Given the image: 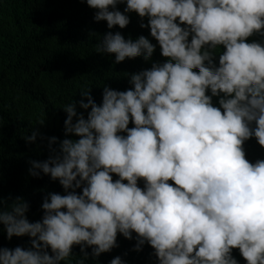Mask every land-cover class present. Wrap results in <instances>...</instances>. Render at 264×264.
Masks as SVG:
<instances>
[{"label": "clouds", "instance_id": "obj_1", "mask_svg": "<svg viewBox=\"0 0 264 264\" xmlns=\"http://www.w3.org/2000/svg\"><path fill=\"white\" fill-rule=\"evenodd\" d=\"M86 3L110 30L97 53L115 54L116 64L152 61L149 38L111 31L137 13L169 59L126 73L127 91L105 86L102 104L92 87L82 88L81 99L62 108L64 134L78 141L38 131L23 137L28 144L48 139V159L30 160L29 173L59 181L65 194L46 195L34 223L23 198L3 201L7 239L27 236L30 247L0 249V264H71L73 246L82 253L76 264H86L88 248L93 259L110 253L118 234L135 239L137 253L150 245L157 264H239L233 249L247 264H264V159L249 162L244 147L253 138L264 147V0ZM255 35L262 39L247 42ZM110 264L127 262L117 256Z\"/></svg>", "mask_w": 264, "mask_h": 264}, {"label": "trees", "instance_id": "obj_2", "mask_svg": "<svg viewBox=\"0 0 264 264\" xmlns=\"http://www.w3.org/2000/svg\"><path fill=\"white\" fill-rule=\"evenodd\" d=\"M118 7L123 12L126 4ZM95 12L86 0H0V210L4 200L10 205L16 197H21L30 204L27 217L32 223L42 220L46 195L65 194L59 181H52L43 174L42 178H34L29 173L30 160L44 161L49 157L48 139L41 140L40 136L57 137L60 141L80 139L65 136L67 114L63 106L73 100L78 102L79 92L84 87H92L95 102L102 104L105 86L127 91L131 85L126 73H138L150 69L154 62L164 63L169 59L162 56L150 28L140 27L141 18L137 13L129 14L130 24L125 29L116 26L111 31H120L125 39L135 40L141 35L149 38L156 45L152 61L136 58L116 64L115 54L97 53L96 44L110 30L106 21H94ZM143 23H148L147 18H143ZM90 33L98 36H90ZM260 39L255 35L247 42ZM224 50L220 46L216 53L217 66ZM219 99L213 98L214 106L220 107ZM77 111L87 118V112L80 109L78 103ZM41 121H44L42 125ZM134 126L129 124V128ZM33 131H38L40 136L35 143L28 144L23 137ZM244 147L249 162L254 164L264 159V147L255 138L246 141ZM117 179L119 177L113 174V181ZM138 186L143 188L142 180L138 181ZM77 191L82 194V189ZM136 235L133 233L134 237ZM118 244V248L96 259L91 257V248H88L86 264H97V260L99 264H110L117 256L127 264H157V258L152 255L155 250L150 245L146 244L143 251L137 253L132 251L136 240L129 241L121 234H118ZM4 247L27 249L30 238L13 237L9 241L4 225L0 224V249ZM49 254H52L50 248ZM233 255L239 264H247L239 249H233ZM73 256L71 264L82 258L79 246H73Z\"/></svg>", "mask_w": 264, "mask_h": 264}]
</instances>
